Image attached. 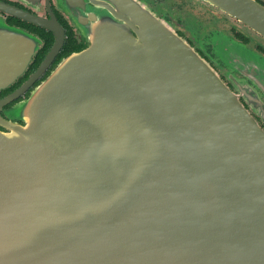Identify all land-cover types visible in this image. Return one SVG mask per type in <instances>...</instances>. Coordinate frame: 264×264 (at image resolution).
<instances>
[{
  "label": "water",
  "instance_id": "1",
  "mask_svg": "<svg viewBox=\"0 0 264 264\" xmlns=\"http://www.w3.org/2000/svg\"><path fill=\"white\" fill-rule=\"evenodd\" d=\"M57 1L82 22L83 0ZM205 1L264 38L255 0ZM89 3L86 48L0 116V264H264V130L239 97L264 106L235 74L264 84V60L215 48L237 94L146 4ZM35 51L0 18V91Z\"/></svg>",
  "mask_w": 264,
  "mask_h": 264
},
{
  "label": "flooded vegetation",
  "instance_id": "2",
  "mask_svg": "<svg viewBox=\"0 0 264 264\" xmlns=\"http://www.w3.org/2000/svg\"><path fill=\"white\" fill-rule=\"evenodd\" d=\"M146 4L157 17L167 21L173 30L184 39L206 62H208L219 74L221 80L230 88V90L239 94L240 91L234 89L230 81L227 79V69L221 65L219 59L214 55L213 50L216 47H221L223 42H236L246 46L249 50L254 52L259 58L264 60V38L248 26L239 22L237 19L227 15L218 7L209 4L205 0H139ZM258 4L264 7V0H255ZM89 0H83V3L76 2L77 10L89 11L92 8ZM0 6L12 7L21 10L28 14L31 18H40L43 21L50 20L54 17L59 24L57 33L32 23L15 14L5 12L0 8V18L12 27H17L25 30L36 42V51L32 56L29 65L25 72L18 77L14 83L0 91V101L11 95L13 92L23 88L27 82L35 77L32 84L20 94L18 98L9 102L0 109V116L2 120H9L8 111L20 101L28 98L30 93L40 85L55 69L56 67L70 55L80 52L87 46V39L84 32L93 27V20L88 13H81V23H75L64 11L63 6H59L57 0H39L37 3L32 2L26 4L18 0H0ZM110 6H113V4ZM101 13L102 10L97 11ZM105 14V13H104ZM60 39V43L57 42ZM53 50L56 52L52 55ZM237 79L246 80L240 88L246 84L251 85L256 89L259 102L264 106V93L258 88V84L264 86L263 82L253 84L250 80L242 77V74L235 73ZM239 101L248 109L254 120L258 123L260 128L264 130V122L261 117L257 115L252 108L249 107L248 102L244 97L240 96ZM259 108V104L255 105ZM1 120V121H2ZM22 124L21 122H19ZM0 131L7 132V130L0 125Z\"/></svg>",
  "mask_w": 264,
  "mask_h": 264
},
{
  "label": "rangeland",
  "instance_id": "3",
  "mask_svg": "<svg viewBox=\"0 0 264 264\" xmlns=\"http://www.w3.org/2000/svg\"><path fill=\"white\" fill-rule=\"evenodd\" d=\"M225 44H227V42H223V44L221 46H224ZM213 52H214V55L216 56V58L220 60L221 65H224L223 64L224 62L220 57V53H219L218 49H214Z\"/></svg>",
  "mask_w": 264,
  "mask_h": 264
}]
</instances>
